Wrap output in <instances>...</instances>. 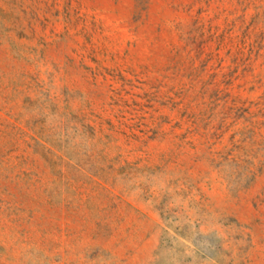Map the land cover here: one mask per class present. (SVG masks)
Wrapping results in <instances>:
<instances>
[{"label": "rangeland", "instance_id": "1", "mask_svg": "<svg viewBox=\"0 0 264 264\" xmlns=\"http://www.w3.org/2000/svg\"><path fill=\"white\" fill-rule=\"evenodd\" d=\"M0 264H264V0H0Z\"/></svg>", "mask_w": 264, "mask_h": 264}]
</instances>
